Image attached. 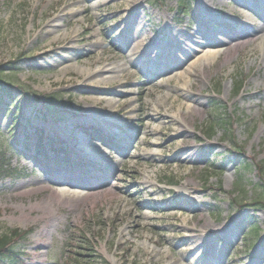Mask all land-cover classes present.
<instances>
[{
  "label": "rangeland",
  "instance_id": "1",
  "mask_svg": "<svg viewBox=\"0 0 264 264\" xmlns=\"http://www.w3.org/2000/svg\"><path fill=\"white\" fill-rule=\"evenodd\" d=\"M198 1L184 0L185 15L177 16L179 0H0V80L11 86L0 110V149L12 168L11 174L0 179V234L30 229L27 237L15 241L23 253L19 264H31L38 252L40 264H176L175 260L180 264H264V210L253 205L257 193L264 189V91L252 98L246 96L264 89V81L256 78L251 58L240 51L221 68H210L203 81L188 77L195 85L186 90L200 101L195 104L200 112L182 119L179 124L186 129L176 133L172 129L177 124L170 116L180 102L192 103L178 96L176 79L161 81L173 75L158 77L151 71L144 75L125 64V70L113 74L118 75L116 81L93 88L92 78L82 73L107 62H122L126 49L112 42L116 35L120 42L129 34L144 33L139 42L148 49L160 31L162 36L157 41L165 40L168 31L174 32L173 44L159 43L158 51L162 47L170 51L176 39L175 46L184 50L190 41L199 40L197 35L190 37L195 30L209 36L224 28L219 20L231 17V9L247 13L235 4L240 0H222L207 10L198 8ZM166 16L169 20L164 26ZM202 20L207 23L203 25ZM53 22L56 30L46 34ZM87 28H94L98 34H91ZM94 37L102 40L101 45L86 47ZM183 37L189 41L180 44ZM159 52L153 53L158 73L168 68L174 73L179 62L170 60V52ZM258 53H262L259 48ZM98 58L102 59L100 64L95 63ZM213 61L218 65L223 62L222 57ZM62 67L66 69L63 72ZM152 76L150 87L147 81ZM247 83L249 90L245 89ZM197 85L200 90H196ZM29 89L40 97L47 94L60 100L56 112L63 118L56 121L43 102L20 94L19 90ZM106 98L117 102L110 112L104 107ZM140 106L145 108L141 112ZM109 113L126 128L104 125L105 121L97 124L87 116ZM14 115L18 122L12 135L9 127ZM129 116L131 121L127 122ZM140 121L155 128L147 132L148 140L158 143L148 148L155 154L153 158L141 155V141L148 128H141ZM36 130L45 136L40 148L32 137ZM91 130L104 138L103 145L79 141L89 137L86 131ZM108 132L116 144L112 139L105 142ZM56 139L61 140L65 156L55 153ZM186 141L193 143V158L174 157L188 151ZM10 144L13 150L7 148ZM95 150L103 155L95 154ZM76 159L85 166H95L86 175L74 176L79 178L74 179L73 189L47 182H59L57 168L65 178L70 177L68 169ZM63 160L68 161L62 164ZM147 176L150 183H145ZM185 180L196 188L189 192L191 196L176 192ZM39 182L50 187L37 194L20 195ZM51 188L92 195L49 208L51 214L45 213L40 221L34 214L20 215L22 208L39 200L46 204ZM140 213L149 217L138 224L136 216ZM192 215L189 226L199 218L209 224L203 244H211L217 256L200 257V249L195 250L189 237L190 230L184 240L180 224Z\"/></svg>",
  "mask_w": 264,
  "mask_h": 264
},
{
  "label": "bare ground",
  "instance_id": "2",
  "mask_svg": "<svg viewBox=\"0 0 264 264\" xmlns=\"http://www.w3.org/2000/svg\"><path fill=\"white\" fill-rule=\"evenodd\" d=\"M221 2L222 0H199L197 2V7L200 9L207 10L206 8L209 6H212L215 3ZM242 3V8L247 11L244 12L241 9L238 10H230L229 15L231 16L226 22L223 20L221 22V27L224 26V28L219 29L218 31L212 33L209 36L202 37V41H190V45L188 48L184 50H179L178 47H176V43L178 42V39L174 42L173 48L171 50H164L162 47L161 52L167 54L170 52L172 57L170 58L171 61H176L179 62L177 68H175V72L173 73L172 68L167 69L163 73H158L157 69V59L156 57L154 58L153 53L155 51L159 52L158 45L159 43H164L167 46H170L173 44V37H176L174 32L170 33L168 31L167 37H165V40H159L157 41V38L160 39L162 36V33L160 31V34L158 37L152 42V45L148 47V49H145L142 45H140L139 40L144 37V33H140L137 35L129 34L128 37H126L124 40L119 42V36L116 35V37L112 40V42H117L119 43L118 48L123 50L126 49V54H124L123 57H121V63L117 61H113L111 63H108L109 61L106 58L107 64H104L103 66L99 67L97 70L94 71H84L82 72L83 75H85L88 78H92L90 81L91 86L93 88H97L101 86V84H109L113 81H116V78L118 75L114 76L113 74H119V72H122L123 70L126 69V65H130L132 67H136L139 71L144 73V75H147L150 71L152 72V75H157L158 77L166 74L173 75L171 78H163L162 80H165L164 82H169V80L176 79L177 84L175 85V90H177L178 96L182 98V100H190L192 104H188L187 102H180L178 104L177 110L173 115H171V119L174 123L177 124L176 128L172 129L173 133L183 131L186 129V126H183L179 124L182 119L184 120L187 115H191L193 112H200L199 109L195 106V104H199L200 101L196 98L193 97L191 92H188L186 90L187 87L195 85L194 82H192L191 79H189L191 76L196 78L198 77V80L203 81L205 77L207 76V71L215 67V69H219L223 66V64L228 63L229 61L231 62L234 60L233 58H230L232 54H238L240 51H244L249 58H251V63H254L256 66L255 69V74L257 79H262L264 81V0H261L259 2H246V1H241ZM243 17V18H242ZM136 20H139L137 18ZM164 26H166V23L168 22V17L166 16L164 18ZM206 20H203V23ZM56 23L53 22L49 29L46 31V34L52 35V31L56 30L55 29ZM87 30L94 35L98 34V31L95 30L94 28H87ZM143 31H145V26H143ZM74 35L78 34V31H73ZM194 35H197L199 38H201V34L198 32V30H195L193 35H190V37H194ZM67 36V33L64 34L63 38L65 39ZM184 36V34L182 35ZM189 36V35H188ZM57 38H54L52 41H54ZM130 40L131 42L129 43L128 41ZM184 40L189 41V39L186 37H183L180 40V44L184 42ZM102 40L100 38L94 37L92 41H89L86 45V47H94V46H99L101 45ZM218 48V49H217ZM258 48L261 49L262 53H258ZM176 50H179L178 53L176 54ZM162 53V54H163ZM181 57V58H180ZM222 57L223 62L220 63L219 65L216 64V61H213V59H220ZM170 61V63H171ZM102 62L101 58L96 59L95 63L100 64ZM126 64V65H125ZM87 65L90 66L91 62H87ZM218 65V67H217ZM153 67L155 70H152ZM217 67V68H216ZM152 68V69H151ZM65 67H62L61 72H63ZM121 70V71H120ZM112 74V76H110ZM206 74V75H205ZM154 77L152 76L148 81L147 84L153 86V81ZM189 77V78H188ZM97 78V79H96ZM183 78H187L184 82L181 80ZM96 79V80H95ZM179 82V83H178ZM144 84V82H142ZM163 83V82H162ZM162 83L160 85H162ZM258 85V84H256ZM250 85L247 83L246 88L249 90ZM196 90H200V85L196 86ZM244 89V90H245ZM144 89H141V92H143ZM261 91H264L263 88H259L258 90H254L253 92H248L246 96L249 98H252V96H259L261 95ZM168 95L166 98L168 99ZM97 102V101H95ZM158 104L161 106V102L158 101ZM108 110L107 112H110L114 108L117 107V102L112 101L111 98H106L105 99V106ZM145 108L140 106L138 111L141 112ZM152 111H156V109L150 108ZM137 111L136 109H134ZM88 118L95 120L98 123H104V125L110 126L111 124H114L115 126L126 128V126H122L120 123V119L118 118H113V114L109 113L106 116H98L96 114H91L87 115ZM131 116L128 117L127 122L131 121ZM151 117L148 116V119L150 120ZM101 120V122H100ZM144 121V119H142ZM147 120V118L145 119ZM126 122V123H127ZM173 123V124H174ZM139 126L141 128H148V131L146 130L144 133V137L141 141L142 145L144 146L141 152V155L147 156V157H155V154H152L148 150L150 145H157V141H149L147 132L154 131L155 128L151 127L149 128L147 124L144 125L143 122L140 121ZM104 128H106L104 126ZM108 128V127H107ZM120 128V130H122ZM111 134V132H109ZM113 135V134H111ZM75 140L78 139L76 136H72ZM90 139V138H89ZM87 138L85 139H79L80 142H83L84 144H89L91 143V140ZM112 139L115 142V138L112 137ZM185 140V139H184ZM183 143V140L180 141V144ZM136 144V141L132 143ZM185 146V145H184ZM186 148H188V151L185 152V150H182L181 152L173 154L174 157H180V158H193V143H188L186 141ZM237 152L241 154L243 152L242 149L240 148H235ZM97 155H103L101 154L100 151L95 150ZM149 176L145 178V183H150L149 182ZM57 180V179H56ZM55 180V181H56ZM55 181H47L49 184L56 185L61 187L62 185H66L70 188L73 189V182L68 181V180H62L59 179V182ZM50 186L48 184L43 185L42 182H39V184L35 187L30 188L27 191H24L20 193V195H32V194H37L41 191H44L45 189L49 188ZM50 194L48 196L49 201L45 204L44 201L39 200L37 203L32 204L30 206H26L25 208L21 209V214L23 216H31L34 214V219L36 221H40L45 217V213H50L51 211L49 208H58L59 204L63 203L64 201H73V200H82L87 197H90L92 193L90 192H69L68 190L60 189V190H53V188L49 189ZM192 190H196L192 184L187 182L186 180L183 181L179 186L176 192L178 193H187V196H191L192 194L189 193ZM177 193V194H178ZM193 197V196H192ZM200 202V201H198ZM200 205L197 203L196 206ZM181 208V207H180ZM173 215V213H171ZM149 216L147 213H140L139 215L136 216V219L138 220V224H141L145 218L147 219ZM193 215L189 218L184 217L182 220V224L180 226L182 227L181 230V235L185 236L184 240L188 237V233L186 231L190 230L191 235L189 237L191 238V242L195 246V250L197 248L200 249V257L204 256H210V257H215L217 256V252L211 247V244H203L204 239H206V234L208 233L209 230V224L205 221H202V218H199L197 221L198 223H195L193 226H189L188 224L190 221L193 219ZM199 224V225H198ZM183 240V241H184ZM157 252H154V255H157ZM219 254V253H218ZM34 261L31 264H40L42 261V258L38 253L34 254ZM220 255V254H219ZM220 259V258H219ZM114 261V260H113ZM176 264H180L178 260H175Z\"/></svg>",
  "mask_w": 264,
  "mask_h": 264
},
{
  "label": "trees",
  "instance_id": "3",
  "mask_svg": "<svg viewBox=\"0 0 264 264\" xmlns=\"http://www.w3.org/2000/svg\"><path fill=\"white\" fill-rule=\"evenodd\" d=\"M182 4L183 0H180V6ZM6 161V158L3 156L2 152H0V178L9 174L5 166ZM257 194H259L258 198L254 200L253 205H260L264 208V203L261 202L264 201V189H260ZM25 235L26 232H19L17 230H11L9 234L4 233L0 235V264H15L19 260L21 253L17 250V246L14 242L17 239L23 238Z\"/></svg>",
  "mask_w": 264,
  "mask_h": 264
}]
</instances>
